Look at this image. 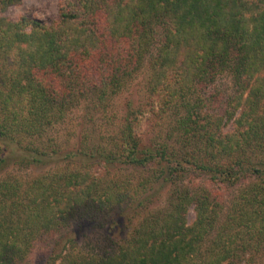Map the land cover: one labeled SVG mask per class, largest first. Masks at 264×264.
<instances>
[{
    "label": "trees",
    "instance_id": "16d2710c",
    "mask_svg": "<svg viewBox=\"0 0 264 264\" xmlns=\"http://www.w3.org/2000/svg\"><path fill=\"white\" fill-rule=\"evenodd\" d=\"M23 1L0 0V264H27L73 223L101 228L127 205L120 239L47 264H260L264 0H61L51 24L2 16ZM146 68L145 101L105 145L38 146L82 106L105 111ZM57 161L27 186L7 173ZM117 166L130 175L113 178Z\"/></svg>",
    "mask_w": 264,
    "mask_h": 264
},
{
    "label": "rangeland",
    "instance_id": "374dc122",
    "mask_svg": "<svg viewBox=\"0 0 264 264\" xmlns=\"http://www.w3.org/2000/svg\"><path fill=\"white\" fill-rule=\"evenodd\" d=\"M60 3L61 0H25L20 5L9 8L2 16L12 20L27 18L43 24H51L58 19ZM148 79L149 72L146 68L127 90L116 96L110 102L109 107L105 111L101 110L100 112H96L95 116L87 115L91 112V109L85 106L68 114L64 122L52 127L45 133L42 141L37 143L38 146L43 148H49L51 145L55 146L60 154L64 155L67 152L77 151L86 135H89L91 142L105 145L106 139L114 136L116 131L122 126L128 111L138 107L145 101ZM231 87L230 80L224 78L218 84L217 89H215L216 95L221 97L220 99L226 98L231 93ZM221 103L219 101L212 103L210 109L215 108L218 111L222 106ZM210 112H213L212 109ZM90 118H93V120H90ZM163 128H159L156 131L155 134L158 135L157 137L164 134L166 129ZM64 165H66V162L62 161L29 166L26 164L12 165L7 169V173L19 179L20 182L27 186L36 177L61 168ZM130 173L131 171L128 172L117 166L113 169L111 176L121 179L130 175ZM1 176L4 177V174H1ZM155 187L156 192L163 195L157 201L155 200L156 203L154 201L155 204L151 205L156 208L160 206L161 201L165 198V188H160L158 184ZM230 197V193L227 194L226 198L228 200H230ZM129 211L132 212L127 205L115 212L109 218L110 222L104 226L105 228H100L98 225L99 222L79 221L73 223L69 228L62 231L55 241L47 245L40 244L29 257L27 264H47L53 256L61 255L62 253L65 254L69 251L81 253L98 251L107 243L105 237L108 233L112 237H115V239H120L123 236L122 232L124 227L129 222ZM194 219L195 214L191 211L189 220L193 222ZM111 226L113 229L110 228ZM259 262L260 264H264V255L260 256Z\"/></svg>",
    "mask_w": 264,
    "mask_h": 264
}]
</instances>
